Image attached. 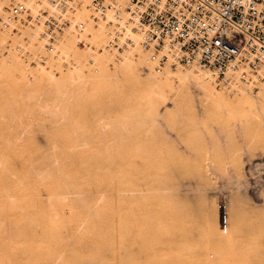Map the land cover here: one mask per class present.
Instances as JSON below:
<instances>
[{
    "label": "rangeland",
    "instance_id": "1",
    "mask_svg": "<svg viewBox=\"0 0 264 264\" xmlns=\"http://www.w3.org/2000/svg\"><path fill=\"white\" fill-rule=\"evenodd\" d=\"M8 2L0 0V16ZM90 2L80 13L81 0L69 2L65 13L87 20L86 28L81 43L64 31L56 59L30 35L28 20L0 28V264H264V79L224 83L198 65L157 73L139 46L104 48L109 28L89 20ZM128 51L144 59L123 60ZM196 69L227 94L211 98L196 78L183 77ZM169 91L178 93L175 108L168 103L154 120L152 102L163 106ZM172 158L173 169L183 163L173 178L190 197L185 207L195 202L196 213L186 208L190 223L183 215L150 219L158 209L154 178L161 159ZM199 203H214L216 220ZM156 221L165 234H185V244L170 231L163 237Z\"/></svg>",
    "mask_w": 264,
    "mask_h": 264
},
{
    "label": "built area",
    "instance_id": "2",
    "mask_svg": "<svg viewBox=\"0 0 264 264\" xmlns=\"http://www.w3.org/2000/svg\"><path fill=\"white\" fill-rule=\"evenodd\" d=\"M8 1L1 29L28 20L30 35L54 59L65 30L72 29L81 43L87 20L65 13L73 0H42L59 13L43 5L32 10L33 0ZM89 10V20L109 28L105 49L121 52L139 46L157 73L198 65L224 83L264 79V0H91ZM40 58L48 60L47 55ZM220 209L226 215V201Z\"/></svg>",
    "mask_w": 264,
    "mask_h": 264
},
{
    "label": "bare ground",
    "instance_id": "3",
    "mask_svg": "<svg viewBox=\"0 0 264 264\" xmlns=\"http://www.w3.org/2000/svg\"><path fill=\"white\" fill-rule=\"evenodd\" d=\"M90 0H81V4H83V5H80V6H77V7H75V9H76V11H78L79 12V9L81 10V9H84L85 7H86V5H87V3L89 2ZM40 3H42V2H40V1H36V0H34V1H31L30 3H29V5H31L32 6V8L31 9H35L36 7H34V6H36V5H38L39 4V7L41 6L40 5ZM70 6V5H69ZM48 7H50V6H48ZM51 8V7H50ZM37 9V8H36ZM78 9V10H77ZM82 11V10H81ZM59 12V11H58ZM80 13V12H79ZM85 17V16H84ZM87 33H88V31H87ZM135 47H137V46H135ZM134 47V48H135ZM129 52V51H128ZM127 52V53H128ZM144 56H142V55H137V57H135L131 52H129L128 54H126L125 56H124V58H123V60H130V61H134V62H139L140 63V61H142V59H144L143 58ZM193 66V65H192ZM151 68V67H150ZM192 68V67H191ZM187 70V69H186ZM196 70H198V69H196ZM178 72H181L180 70H178ZM183 72V71H182ZM208 74H206V73H203V72H200L199 70L198 71H185L184 72V74H183V77H188V76H190V77H193V78H196V83L198 82V83H200L201 85H203V87L205 86L206 88H207V90H206V94H208L209 96H211V98H213L212 96H216V97H220V96H223V95H226L227 93L225 92V91H221V92H216L215 91V89H214V85H213V80L214 79H211V77H210V75H209V72H207ZM262 85H264V84H262ZM204 87V88H205ZM203 88V89H204ZM226 90V89H225ZM173 91H175V90H173ZM173 91H169V93H170V95H169V97L168 98H170L169 100H171V101H169L168 99V101H167V103H164L163 104V106H160V105H158V102H157V100L155 99V101H153L152 102V105H151V115H152V113H153V115L152 116H154V117H152V118H154V120H158L157 118H159L158 116H161L163 113H165L164 111H165V108H166V105H168V103L169 104H171V105H174L176 102V100L174 101V98H175V96H176V94H178V93H175V92H173ZM201 91V90H200ZM199 91V92H200ZM197 92V91H196ZM199 92H197V93H199ZM202 92V91H201ZM194 94V93H193ZM200 94V93H199ZM202 94V93H201ZM200 94V95H201ZM160 95V94H159ZM198 95V94H197ZM200 95L198 96V97H200ZM203 95L205 96V91L203 92ZM161 96H163L164 97V95L161 93ZM195 96H196V93H195ZM162 97V98H163ZM178 97V96H177ZM176 97V98H177ZM180 97V96H179ZM197 97V98H198ZM202 97V96H201ZM165 99L167 98V97H164ZM175 98V99H176ZM165 99H164V101H165ZM188 99V98H187ZM181 100V99H180ZM197 100V99H196ZM204 100V99H203ZM205 100H207V99H205ZM178 101V100H177ZM166 102V101H165ZM178 103V102H177ZM174 108H175V105H174ZM170 117V116H169ZM163 119V118H162ZM161 119V120H162ZM165 119V118H164ZM152 120V119H151ZM152 123H154V122H152ZM166 123V122H165ZM155 124H157V122L155 121ZM152 125V124H151ZM157 126H158V124H157ZM165 127V126H164ZM185 127V126H184ZM156 128V127H155ZM159 128V127H158ZM158 130V129H157ZM174 131H176L175 129H173ZM179 131V130H178ZM178 131H177V134H178ZM176 133V132H175ZM156 134V133H155ZM180 134V133H179ZM178 134V135H179ZM165 135V134H164ZM178 135L176 136V134H175V136L176 137H178ZM155 136V135H154ZM157 136V135H156ZM180 136V135H179ZM174 137V136H173ZM181 138V137H180ZM176 140V139H175ZM167 141V140H166ZM186 142V141H185ZM184 142V143H185ZM155 143H157V141H155ZM171 143V142H170ZM175 144V143H174ZM155 145V144H154ZM186 145V144H185ZM188 145H189V143H188ZM170 146H172L171 144H170ZM182 146V145H181ZM155 147V146H154ZM153 147V149H155ZM157 147V146H156ZM166 148H167V150H168V148L169 147H167L166 146ZM172 148V147H171ZM158 149V148H157ZM188 149H190V148H188ZM170 150V149H169ZM180 150V149H179ZM192 150V149H191ZM156 151V150H155ZM151 152V151H150ZM159 152V151H158ZM163 152V151H162ZM156 154H157V151L155 152ZM164 153H166V151L164 150V152H163V154H162V157H165L164 156ZM168 153V152H167ZM177 153H178V151H177ZM177 153H176V155H177ZM188 153V152H187ZM191 153V152H190ZM155 154V158H157V156L159 155H156ZM180 153H178V155H179ZM169 155H171L170 153H169ZM174 155V154H173ZM177 155V156H178ZM181 155H183V154H181ZM185 155V154H184ZM184 155L182 156V157H184ZM186 156V155H185ZM153 157V156H152ZM192 157V156H191ZM159 158V157H158ZM166 158H168V155H167V157H165L164 159H166ZM173 158H175V156H173ZM167 159V160H164V159H161V166H162V173H161V175L160 176H158L157 178H154V179H156V181H155V184H154V181L152 182L153 184H154V186H153V191H150V193H154L155 194V196H156V198H158V201H156V206H158V212H157V210H156V213L154 212V214H153V211L151 212L153 215H152V217L150 216V219L151 218H157L156 220L158 221V220H163V222L167 219H169V218H181V216L183 215V218H187L190 214H189V212L188 211H186L187 209L189 210V208L190 209H193L192 210V212L193 211H195L194 210V208H191V207H189L190 206V204L187 206V207H185L186 206V204L184 205V203H189V198H185L184 197V194H182L183 193V190H182V193H181V191H179V189L176 187V182H178V181H175L176 180V178H175V180H174V174H173V170L175 169L176 170V172H178L177 170L180 168V165L181 164H183V163H181V161H180V165L179 164H177V165H179V167H178V169L175 167L174 169L172 168V166H170L169 164H167V162H168V160H169V163L173 160H175V159ZM189 158V157H188ZM178 160H180L179 159V157L177 158ZM181 159H183V158H181ZM185 159H187V157H185ZM184 159V160H185ZM190 159V158H189ZM192 159V158H191ZM190 159V161H193V160H191ZM152 160V158L150 159V161ZM201 160V159H200ZM204 160V159H203ZM155 161V160H154ZM195 161V160H194ZM205 161V160H204ZM175 162V161H174ZM150 163V162H149ZM153 163V162H152ZM172 163V162H171ZM170 163V164H171ZM179 163V162H178ZM184 163H186V162H184ZM190 164H192L191 162H190ZM186 165V164H185ZM187 165H188V163H187ZM151 167H155V166H151ZM189 168H191V167H189ZM155 169V168H154ZM153 170V169H152ZM179 172L181 173V171L179 170ZM206 172V171H205ZM159 173V174H160ZM183 174H184V172H182ZM207 174H208V172H206ZM210 173V172H209ZM152 174V173H151ZM177 174V173H176ZM183 174H182V176H183ZM197 175V173L195 172L194 173V175ZM201 174V173H200ZM181 175V174H180ZM195 175V176H196ZM199 175V174H198ZM178 176V175H177ZM185 176V175H184ZM202 176L204 177V175L202 174ZM206 176V175H205ZM212 176H213V173H212ZM179 177V176H178ZM190 177V176H189ZM199 177V176H198ZM184 178H186V177H183V179ZM190 178H192V176L190 177ZM180 179H182V178H180ZM189 179V178H188ZM187 179V180H188ZM198 179V178H197ZM153 180V179H152ZM201 180V179H200ZM185 181V180H184ZM188 181H190V180H188ZM193 181H194V179H193ZM197 181V180H196ZM203 182V184H201V185H204V180H202ZM151 182V181H150ZM212 182V181H211ZM179 183V182H178ZM183 183V182H182ZM184 183H187L186 181L184 182ZM194 183V182H193ZM192 183V184H193ZM196 183V182H195ZM199 184H200V182H198ZM197 183V184H198ZM206 183H209V182H206ZM152 184V185H153ZM181 184V183H180ZM179 184V185H180ZM188 184H190L189 182H188ZM187 184V185H188ZM151 185V184H150ZM149 185V186H150ZM151 185V186H152ZM181 185H184V184H181ZM181 185H180V188H181ZM195 185V184H194ZM193 185V186H194ZM200 185V186H201ZM214 185V184H213ZM190 186H192V185H190ZM179 187V186H178ZM183 187V186H182ZM196 187V186H195ZM194 187V188H195ZM202 187V186H201ZM204 187V186H203ZM206 187H208L207 185H206ZM212 187V186H211ZM214 187V186H213ZM216 187V186H215ZM183 188H186V186L185 187H183ZM200 188V187H199ZM199 188H197V189H199ZM191 189V188H190ZM193 189V188H192ZM202 189V188H201ZM209 189V188H208ZM181 190V189H180ZM214 190V189H213ZM188 191V189L186 190V191H184V192H187ZM189 191H191V192H189V193H192V190H189ZM196 191V190H195ZM194 191V193H196ZM200 191L201 190H199V193H200ZM208 191V190H207ZM206 191V192H207ZM211 191V190H210ZM204 192H205V190H204ZM199 193H196V194H199ZM202 193V192H201ZM189 195H191V194H189ZM189 195H187V196H189ZM201 195V194H200ZM199 195V196H200ZM209 195V194H208ZM154 195L152 194V196L151 197H153ZM203 196H204V193H203ZM203 196H201V197H203ZM216 196V195H215ZM214 196V197H215ZM63 197V196H62ZM150 197V198H151ZM191 197H193V196H191ZM195 197H198V196H194V199H196ZM212 197V196H211ZM59 198H60V200H61V197H58V205H59V203L61 202V201H63V200H59ZM149 198V200H151ZM185 198V199H184ZM216 198V197H215ZM64 199V198H63ZM155 199V197L153 198V200ZM186 199H188L187 201H185ZM201 198H199V200H200ZM155 200H157V199H155ZM183 200L185 201L184 203H183ZM203 201V200H202ZM201 201V202H202ZM158 202V203H157ZM190 202H192V200H190ZM194 202V201H193ZM193 202H192V204H193ZM198 202V201H197ZM62 203V202H61ZM60 203V204H61ZM153 203H155V202H153L152 201V204ZM195 203V202H194ZM204 203V202H203ZM191 204V205H192ZM198 204V203H197ZM200 204V203H199ZM53 205V204H52ZM57 205V206H58ZM62 205V204H61ZM61 205H59V206H61ZM54 206V205H53ZM57 206H55V207H57ZM194 207H195V204L193 205ZM197 206V205H196ZM200 206H201V209H199L201 212H203L204 214H205V212H207L206 214V217H207V219L209 218H212V220H216V216H217V214H216V207H215V205H214V203H212V204H209V205H204V204H200ZM153 207V206H152ZM58 208V207H57ZM60 208V207H59ZM156 208V207H155ZM187 208V209H186ZM197 208V210H198V208H200V207H196ZM54 209V208H53ZM185 209V210H184ZM55 210V209H54ZM147 210H148V208H147ZM149 210H150V208H149ZM187 212L188 214H183V212ZM190 211V210H189ZM191 212V211H190ZM198 212V211H197ZM150 213V212H149ZM193 213H196V212H193ZM199 213V212H198ZM200 214H202V213H200ZM149 215V214H148ZM188 215V216H187ZM198 216V217H201V216H199V215H196V214H193V216ZM185 216H187V217H185ZM191 216V215H190ZM198 217L196 218V217H194L195 218V220L196 219H198ZM203 217V216H202ZM201 217V218H202ZM148 218V217H147ZM189 218L191 219V217H188V220H189ZM193 218V217H192ZM194 218H193V220H194ZM194 220V221H195ZM198 220H200L201 221V219H198ZM197 220V221H198ZM151 221L152 220H150L149 221V223H151ZM155 221V220H154ZM156 221V226H157V228H159V226L158 225H161V224H159V222H157ZM185 221V220H184ZM187 221V220H186ZM153 222V221H152ZM161 222V221H160ZM189 223H190V220L188 221ZM212 222H214V221H212ZM154 224H155V222H153ZM151 224V227L154 225V224ZM158 223V224H157ZM162 223V222H161ZM182 223H184V222H182ZM182 223H180V224H182ZM196 223V222H195ZM195 223H193V224H195ZM201 223H202V221H201ZM197 224V223H196ZM200 224V223H199ZM203 224V223H202ZM176 225H177V223H176ZM183 225V224H182ZM210 225L212 226V224L211 223H209V225L207 224V227L206 228H209L210 227ZM156 226H155V230L157 229L156 228ZM178 226V225H177ZM189 226H191V225H188V227ZM200 226V225H199ZM167 227H169V225L167 226ZM172 227V226H171ZM182 227H184V225L182 226ZM193 227H195V226H193ZM149 228V227H148ZM179 228V227H178ZM202 228V227H201ZM211 228V227H210ZM214 228V227H213ZM213 228H211L212 230H210V231H213ZM143 229V228H142ZM151 229V228H150ZM153 229V228H152ZM170 229V228H169ZM184 229V228H183ZM132 230V229H131ZM158 230V229H157ZM172 230V229H171ZM171 230H169L170 231V233H172V236L171 235H168L169 234V231H167L166 232V234L164 233V232H161L160 231V228H159V232L163 235V237H165L166 238V236L169 238V236L171 237V238H173V239H175L176 240V242H177V240H179L178 241V243L180 242V244H182L183 245V243H184V238H187V237H185V234L183 235V233L181 234L178 230H176V228H173V230L171 231ZM187 230V229H186ZM196 230H198V229H196ZM203 230V229H202ZM154 231V230H153ZM183 230H181V232H182ZM200 231H201V229H200ZM200 231H198V232H200ZM216 231V230H215ZM214 231V232H215ZM157 233V235H160V233L158 234V232L157 231H154V233ZM192 232V231H191ZM206 232H209V229H207L206 230ZM214 232H213V234H214ZM144 233V232H143ZM201 233V232H200ZM210 233V232H209ZM129 234H130V232H129ZM165 234V235H164ZM210 234H212V232L210 233ZM197 235H199L198 233H197ZM207 236V235H206ZM209 236V235H208ZM208 236H207V238H208ZM211 236V235H210ZM145 237V236H144ZM161 238L162 240L164 239V238ZM151 238H155L154 240H155V243H159L161 240H160V238H157V237H151ZM151 238H148V239H151ZM167 238V239H168ZM206 238V237H205ZM210 238V237H209ZM148 239H144V241L146 242V240H148ZM157 239H159V242H157L156 240ZM191 239V238H190ZM143 240V239H142ZM166 240V239H165ZM168 240H170V239H168ZM167 240V241H168ZM175 240H173V245H174V241ZM187 240V239H186ZM186 240H185V242H186ZM189 240V239H188ZM167 241H165V242H167ZM212 241H214V239H212ZM163 243H164V240L162 241ZM172 242V241H171ZM171 242H167V243H170L169 244V247L170 248H174L173 247V245H171ZM142 243H143V241H142ZM150 243V242H149ZM163 243H161V245L163 244ZM148 244V243H147ZM180 244H177L176 245V247H179V249L180 248H183V247H181L182 245H180ZM185 244V243H184ZM214 244H215V241H214ZM156 245H160V243L159 244H156ZM166 245V243H164L163 244V247ZM178 245H180V246H178ZM175 246V245H174ZM214 246V245H213ZM154 247V246H153ZM165 247H167V245L165 246ZM175 247V248H176ZM185 247V246H184ZM177 249V248H176ZM168 250H169V248H168ZM178 250V249H177ZM170 251V250H169ZM177 252V251H176ZM181 254V253H180ZM183 256V255H182ZM97 257V256H96ZM99 258V257H98ZM94 259H96V258H93L92 260H94ZM179 259V258H178ZM95 261H97V260H95ZM176 261V260H175ZM178 261V260H177ZM93 262V261H92Z\"/></svg>",
    "mask_w": 264,
    "mask_h": 264
}]
</instances>
